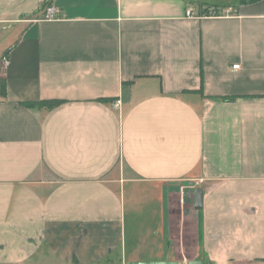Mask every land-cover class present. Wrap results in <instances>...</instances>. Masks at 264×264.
<instances>
[{
    "label": "crops",
    "instance_id": "obj_1",
    "mask_svg": "<svg viewBox=\"0 0 264 264\" xmlns=\"http://www.w3.org/2000/svg\"><path fill=\"white\" fill-rule=\"evenodd\" d=\"M45 1L0 0V264H264V0Z\"/></svg>",
    "mask_w": 264,
    "mask_h": 264
},
{
    "label": "built area",
    "instance_id": "obj_2",
    "mask_svg": "<svg viewBox=\"0 0 264 264\" xmlns=\"http://www.w3.org/2000/svg\"><path fill=\"white\" fill-rule=\"evenodd\" d=\"M57 14H58L57 9L52 5H48L44 9V17L43 18H44V20L52 21V20H55L57 18ZM191 15H192L191 11L187 10L186 16L190 17ZM1 61H2L3 66L7 65L8 60L6 57H3ZM238 68H239V66H237V65L232 67L233 70H237ZM116 106H118V105H116Z\"/></svg>",
    "mask_w": 264,
    "mask_h": 264
},
{
    "label": "trees",
    "instance_id": "obj_3",
    "mask_svg": "<svg viewBox=\"0 0 264 264\" xmlns=\"http://www.w3.org/2000/svg\"><path fill=\"white\" fill-rule=\"evenodd\" d=\"M250 2L256 1V0H249ZM43 8L46 7L47 5H50V0L45 1L44 3H42ZM6 56V55H4ZM4 90H5V84H4V80L3 78H0V96H4ZM60 103V101H49L47 104L48 107H54L56 105H58ZM39 104H43V103H37V102H32V103H24L23 105L28 107V108H35L37 106H39ZM44 104V105H46Z\"/></svg>",
    "mask_w": 264,
    "mask_h": 264
},
{
    "label": "rangeland",
    "instance_id": "obj_4",
    "mask_svg": "<svg viewBox=\"0 0 264 264\" xmlns=\"http://www.w3.org/2000/svg\"><path fill=\"white\" fill-rule=\"evenodd\" d=\"M117 171H119L120 170V166L119 167H117V169H116Z\"/></svg>",
    "mask_w": 264,
    "mask_h": 264
},
{
    "label": "water",
    "instance_id": "obj_5",
    "mask_svg": "<svg viewBox=\"0 0 264 264\" xmlns=\"http://www.w3.org/2000/svg\"><path fill=\"white\" fill-rule=\"evenodd\" d=\"M41 1H45V0H41Z\"/></svg>",
    "mask_w": 264,
    "mask_h": 264
}]
</instances>
